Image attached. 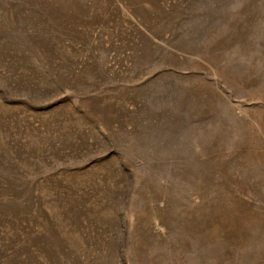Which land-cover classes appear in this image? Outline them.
<instances>
[{"label":"rangeland","instance_id":"obj_1","mask_svg":"<svg viewBox=\"0 0 264 264\" xmlns=\"http://www.w3.org/2000/svg\"><path fill=\"white\" fill-rule=\"evenodd\" d=\"M0 264H264V0H0Z\"/></svg>","mask_w":264,"mask_h":264}]
</instances>
